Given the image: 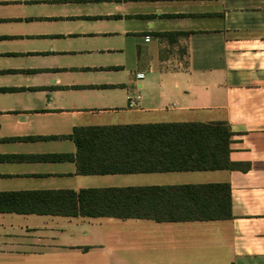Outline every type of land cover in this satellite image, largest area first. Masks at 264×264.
Here are the masks:
<instances>
[{
	"label": "crops",
	"instance_id": "0c3cea01",
	"mask_svg": "<svg viewBox=\"0 0 264 264\" xmlns=\"http://www.w3.org/2000/svg\"><path fill=\"white\" fill-rule=\"evenodd\" d=\"M218 122L231 170L82 176L55 159L76 128ZM219 184L231 220L0 213V264H264V0H0V194Z\"/></svg>",
	"mask_w": 264,
	"mask_h": 264
},
{
	"label": "trees",
	"instance_id": "16d2710c",
	"mask_svg": "<svg viewBox=\"0 0 264 264\" xmlns=\"http://www.w3.org/2000/svg\"><path fill=\"white\" fill-rule=\"evenodd\" d=\"M171 44L179 34H157ZM233 131L228 123H173L76 128L72 160L82 176L231 170ZM0 213L151 220L158 223L232 219L231 187L186 185L89 189L79 193H1Z\"/></svg>",
	"mask_w": 264,
	"mask_h": 264
},
{
	"label": "built area",
	"instance_id": "2783aa9c",
	"mask_svg": "<svg viewBox=\"0 0 264 264\" xmlns=\"http://www.w3.org/2000/svg\"><path fill=\"white\" fill-rule=\"evenodd\" d=\"M146 42L147 43L150 42V38H146ZM137 78H138V80H144L145 76L143 74H139L137 76ZM139 100H141V98L140 97H137L136 98V101H139ZM129 106H130V108H135L136 107V102L135 101L130 102V105Z\"/></svg>",
	"mask_w": 264,
	"mask_h": 264
}]
</instances>
